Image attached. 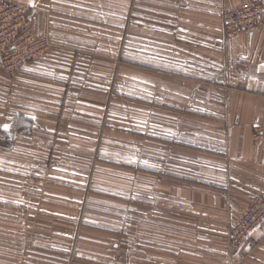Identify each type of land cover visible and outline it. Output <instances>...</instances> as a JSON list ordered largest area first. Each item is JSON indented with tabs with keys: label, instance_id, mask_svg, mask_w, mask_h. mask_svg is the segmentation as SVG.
Returning <instances> with one entry per match:
<instances>
[{
	"label": "crops",
	"instance_id": "obj_1",
	"mask_svg": "<svg viewBox=\"0 0 264 264\" xmlns=\"http://www.w3.org/2000/svg\"><path fill=\"white\" fill-rule=\"evenodd\" d=\"M18 1L51 47L0 70V264H231L264 198V0L230 37L247 0ZM236 256L264 264V224Z\"/></svg>",
	"mask_w": 264,
	"mask_h": 264
},
{
	"label": "built area",
	"instance_id": "obj_2",
	"mask_svg": "<svg viewBox=\"0 0 264 264\" xmlns=\"http://www.w3.org/2000/svg\"><path fill=\"white\" fill-rule=\"evenodd\" d=\"M28 8L27 6H25ZM15 0H0V66L8 73L45 55L51 47L47 36L33 33L31 15ZM29 9V8H28ZM27 9V11H28ZM262 5L247 0L222 13L224 37L255 30L261 21ZM8 37V39H3ZM255 141L264 140V121L252 129ZM264 223V198H254L232 223L228 232V257L231 264H240L236 256L248 235Z\"/></svg>",
	"mask_w": 264,
	"mask_h": 264
},
{
	"label": "rangeland",
	"instance_id": "obj_3",
	"mask_svg": "<svg viewBox=\"0 0 264 264\" xmlns=\"http://www.w3.org/2000/svg\"><path fill=\"white\" fill-rule=\"evenodd\" d=\"M15 1H17L18 2V4H20V5H22V6H27L28 8H26V12L28 13V14H30L31 15V9H30V7L28 6V5H26L25 3H22V2H20V1H18V0H15ZM27 9H28V11H27ZM31 27H32V24H31ZM32 31H33V29H32ZM33 33L35 34V32L33 31ZM37 35V34H36ZM39 36H41V35H39ZM4 40L5 39H8V37H6V38H3ZM50 40V39H49ZM50 43H51V41H50ZM44 56V55H43ZM42 57V56H41ZM40 58V57H39ZM38 59V58H37ZM36 60V59H35ZM32 62V61H31ZM30 63V62H29ZM28 64V63H27ZM26 65V64H25ZM24 66V65H23ZM22 66V67H23ZM22 67H20L17 71H15V72H13V73H8V72H6L1 66H0V70L1 71H3L4 73H6V74H8V75H10V76H12V75H14V74H16ZM262 224H264V223H262ZM244 245V244H243Z\"/></svg>",
	"mask_w": 264,
	"mask_h": 264
},
{
	"label": "snow or ice",
	"instance_id": "obj_4",
	"mask_svg": "<svg viewBox=\"0 0 264 264\" xmlns=\"http://www.w3.org/2000/svg\"><path fill=\"white\" fill-rule=\"evenodd\" d=\"M30 2H31V0H30ZM243 58V57H242ZM261 67H264V65H261ZM61 79H63V77H61ZM35 117H33V119H34ZM5 127H7L6 125H5Z\"/></svg>",
	"mask_w": 264,
	"mask_h": 264
}]
</instances>
